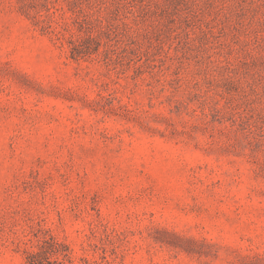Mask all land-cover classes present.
Wrapping results in <instances>:
<instances>
[{"label":"rangeland","instance_id":"374dc122","mask_svg":"<svg viewBox=\"0 0 264 264\" xmlns=\"http://www.w3.org/2000/svg\"><path fill=\"white\" fill-rule=\"evenodd\" d=\"M264 264V0H0V264Z\"/></svg>","mask_w":264,"mask_h":264},{"label":"trees","instance_id":"16d2710c","mask_svg":"<svg viewBox=\"0 0 264 264\" xmlns=\"http://www.w3.org/2000/svg\"><path fill=\"white\" fill-rule=\"evenodd\" d=\"M41 256V252H32L29 254V264H37L36 262L38 261Z\"/></svg>","mask_w":264,"mask_h":264}]
</instances>
